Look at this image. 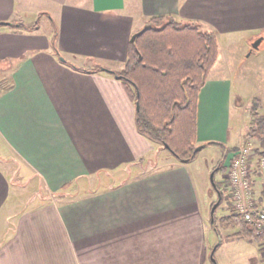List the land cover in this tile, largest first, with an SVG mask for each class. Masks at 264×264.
Listing matches in <instances>:
<instances>
[{
	"label": "crops",
	"instance_id": "crops-1",
	"mask_svg": "<svg viewBox=\"0 0 264 264\" xmlns=\"http://www.w3.org/2000/svg\"><path fill=\"white\" fill-rule=\"evenodd\" d=\"M40 12L45 29L18 26ZM159 15L217 38L197 96V144L244 141L254 98L264 116V83L241 91L238 70L225 66L264 56V0H0V21L9 22L0 25V158L21 163L41 188L76 191L70 199L23 200L0 161V264H213L223 239L190 161L137 130L136 105L120 78L89 70L122 69L131 36ZM253 72L246 77L259 78ZM260 191L255 205H264ZM222 193L218 219L234 216L225 224L228 240L252 244L253 262L264 264V240L232 224ZM228 252L218 264L236 257Z\"/></svg>",
	"mask_w": 264,
	"mask_h": 264
},
{
	"label": "trees",
	"instance_id": "trees-1",
	"mask_svg": "<svg viewBox=\"0 0 264 264\" xmlns=\"http://www.w3.org/2000/svg\"><path fill=\"white\" fill-rule=\"evenodd\" d=\"M148 23L152 27L138 35L134 43L129 42L121 70L102 66L89 70L103 69L120 78L127 95L138 106L137 130L164 146L179 161L189 162L195 158L199 145L196 142L197 96L217 58V38L212 31L202 30L194 23L181 24L169 15L151 17ZM18 26L34 29L37 24L19 23ZM258 106L254 98L246 134L248 138L260 139L264 145L260 136L264 116L260 115ZM206 145L221 149L220 164L233 149L217 141L205 142L201 148ZM220 193L223 195L222 191ZM221 201L222 198L218 205ZM231 217L223 218L221 223L226 224ZM235 217L232 224L248 226L239 216Z\"/></svg>",
	"mask_w": 264,
	"mask_h": 264
},
{
	"label": "rangeland",
	"instance_id": "rangeland-1",
	"mask_svg": "<svg viewBox=\"0 0 264 264\" xmlns=\"http://www.w3.org/2000/svg\"><path fill=\"white\" fill-rule=\"evenodd\" d=\"M32 6L33 5H31V3H28V5H27V7H29V10L30 9L33 10ZM28 13H30V12H28ZM42 14L43 13L40 12L36 16L27 15V16H25V17H27L26 21L33 19L32 24H35V23L40 24L41 29H45L46 28V22H45V19H43V17L40 16ZM142 26H140V28ZM259 56L260 57H257L256 59L254 56L252 59H249V61H246V60L243 61L242 62L243 64H241L240 66L236 62L231 63V64H225V66H227L226 68H230V66H231L232 68L238 70V72H237L238 77L235 80H236V87L238 89H240L241 91L247 90V87H250V89H252V88L255 89V87H256L255 84H258V81H259V83H264V56H262V55H259ZM118 70H121V69H118ZM247 70H248L247 74L254 71L253 72L254 76L257 75V76H259V78L254 79L252 77H246L247 74H246V76L241 77L242 73L246 72ZM1 77H5V76H3L0 73V80H1ZM4 85H5V83H4ZM258 86L259 85H257V87ZM255 99H257V98H255ZM249 110H250V108H249ZM258 111H259V106H258ZM259 113H260V111H259ZM234 125L235 124L233 123V120H231V127H234ZM247 129H248V127H247ZM247 129H246V133H247ZM246 133L244 136L245 140L242 141L241 143H239L238 145H235V146L238 147L240 145H246V144H248V141H251L254 146L260 147V145H261L260 141L261 140L248 138ZM260 136H261V138H263L262 137L263 136L262 131H261ZM236 147L231 149L230 151H228L229 152L228 155L224 156V159H223L222 163L220 164L219 159L222 156L221 155L222 154L221 149L219 147H216V146L206 145V146L202 147L200 150H198L195 158L189 162L190 163L189 168H190L191 173L194 177L196 187H197V191L199 193V197H200L201 203L203 205V209L207 213V218L209 219V217H210L211 221H213V224L215 225L217 230H219V232L221 234V238L223 239L222 245L218 248V250L215 253H213V259H214L215 263L218 264L217 261L221 260V252L226 250V251H229L227 254H232V255L234 254V255H236V257L235 258L228 257L227 262H225V264H257V263L253 262L254 261L253 258L255 257L253 254V251H254L253 245L252 244L249 245L244 240H239V241L228 240L229 237L226 236V233L224 232V231H226L224 229L225 224L223 222L221 223L222 219L221 218L218 219V217H217L220 214V213H217L218 209L221 207V203L218 205V203L220 201V200L218 201V191L221 192L224 187L228 193L227 194L228 199L225 202H229L228 204L230 205V211L234 214V212H233L234 209H233V205H232V198L230 195V191L228 190L229 186H228L227 172H228V164H229L230 158H231V152L234 149H236ZM257 151H258V149H257ZM167 152L170 154V152L168 150H167ZM0 161L3 162L2 164L4 167L8 168V173H9L8 175H10L11 182L14 183L15 185L17 184V185L22 186V189L18 192L20 194V197L23 200L29 199V198L33 197V195L39 199L40 198L50 199L53 197L70 199L73 195L76 194V191L73 190V187H71V186H69L68 188H64L58 192L49 191L48 189H45L43 186L41 188V186L38 183V181L36 180V178L30 179L29 175L23 173V171H22L23 165L21 163H19L18 161H16V160L13 161V160H9V159L2 160L1 158H0ZM255 162H256V159H254L252 161L253 170L255 169ZM216 167H217V170H215ZM211 177H212V179H211ZM96 178L98 179V178H100V176H97ZM94 180H95V178H94ZM103 180H104V177H103ZM93 187H96V185H93ZM255 190H259V193H262L260 191V190H262L260 187H256ZM79 193H84V191L79 192ZM221 198H223L222 195H221ZM216 202H218V203H217V206L215 207V209L213 211V215H212L213 217H212L211 216V208H212L213 204ZM235 216H237V215H235ZM237 226H238L237 228L239 229L240 225L238 224ZM211 234H212V239L214 240L213 246H216L219 242L220 237H218L217 233L214 231Z\"/></svg>",
	"mask_w": 264,
	"mask_h": 264
},
{
	"label": "built area",
	"instance_id": "built-area-1",
	"mask_svg": "<svg viewBox=\"0 0 264 264\" xmlns=\"http://www.w3.org/2000/svg\"><path fill=\"white\" fill-rule=\"evenodd\" d=\"M262 134L264 138V126ZM227 179L234 214L253 230L255 236L264 240V205H255L252 201L256 187L264 191V145L257 147L248 141V144L236 147L231 152Z\"/></svg>",
	"mask_w": 264,
	"mask_h": 264
},
{
	"label": "water",
	"instance_id": "water-1",
	"mask_svg": "<svg viewBox=\"0 0 264 264\" xmlns=\"http://www.w3.org/2000/svg\"><path fill=\"white\" fill-rule=\"evenodd\" d=\"M7 23H9V22H6V21H0V25H1V24H7ZM150 27H152V25H151L150 23L145 24V25H144L139 31L135 32V33L131 36V39H130L131 42L134 43L136 37H137L138 35H140L143 31H145L146 29H148V28H150ZM158 29H160V28H158ZM261 41H262V36L257 37L255 40H253V41L251 42V44H250L251 48H252V49H256V48H258V46H259V44H260ZM137 107H138V106H137V104H136V108H137ZM200 149H201V145H198L197 148H196V150H200ZM211 179H212V177H211ZM220 198H221V194H220V192L218 191V201L220 200ZM217 203H218V202L214 203L213 206H212V208H211V216L213 215V211H214L215 207L217 206ZM212 217H213V216H212ZM211 260L213 261V264H216L215 261H214V259H213L212 253H211Z\"/></svg>",
	"mask_w": 264,
	"mask_h": 264
}]
</instances>
